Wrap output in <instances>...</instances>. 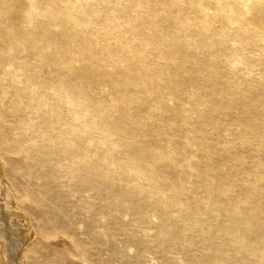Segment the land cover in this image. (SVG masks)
Returning a JSON list of instances; mask_svg holds the SVG:
<instances>
[{
	"label": "rangeland",
	"instance_id": "obj_1",
	"mask_svg": "<svg viewBox=\"0 0 264 264\" xmlns=\"http://www.w3.org/2000/svg\"><path fill=\"white\" fill-rule=\"evenodd\" d=\"M0 182V264H264V0H0Z\"/></svg>",
	"mask_w": 264,
	"mask_h": 264
},
{
	"label": "bare ground",
	"instance_id": "obj_2",
	"mask_svg": "<svg viewBox=\"0 0 264 264\" xmlns=\"http://www.w3.org/2000/svg\"><path fill=\"white\" fill-rule=\"evenodd\" d=\"M0 195L2 196V200L0 201V240L3 243L5 260L8 263H12L13 254L17 250V247L24 244L33 236V229H31L28 223L26 214L18 208L11 191L4 183L0 185ZM12 218L21 220V223L13 227L12 225L14 224L11 223Z\"/></svg>",
	"mask_w": 264,
	"mask_h": 264
}]
</instances>
